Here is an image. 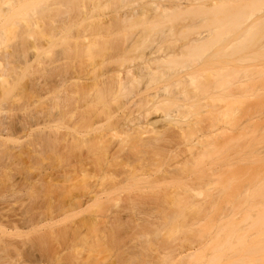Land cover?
Segmentation results:
<instances>
[{
  "label": "bare ground",
  "instance_id": "1",
  "mask_svg": "<svg viewBox=\"0 0 264 264\" xmlns=\"http://www.w3.org/2000/svg\"><path fill=\"white\" fill-rule=\"evenodd\" d=\"M1 1L4 3L3 6L6 5L3 8L0 2V8L2 7L0 17L4 19L0 22L4 25V28L3 25L0 27L1 41L4 40L1 37L5 36L2 30L8 28L9 25L6 28L5 25L9 20H15L17 24V18L25 17L26 19L33 15L35 18L36 16L41 18V14L46 18L45 13L49 14L50 11L55 10L57 13L52 14L53 18L61 12L63 15L59 21L63 18L71 20L73 26L74 22L77 24L82 16L92 14L93 9L98 7L95 4L97 0H90L92 6L85 0ZM120 1L122 0H104L103 3L106 2V6L116 12ZM157 1L159 0H149L148 3H144L146 5L143 8L141 0L140 15L136 13V9L132 11L134 12L132 15H130L131 11L129 15L127 13L125 16H123L124 13L120 15V18H124V22L125 19H130L128 23H124L125 25L121 24V28L146 24L145 30L141 29V32L128 31L124 34L123 30L125 32L126 30L121 29L122 34L119 36L117 31H114L115 33L112 31V35L108 31L110 35L105 33V38L103 34L97 36L99 32L88 33L84 30L85 33L81 31L75 37L72 36L74 34L68 38L66 35H64L65 38L62 36L61 50L58 53L55 51L56 56L53 54L55 58L52 60L53 97L51 96L50 105L47 104V107L50 106L48 107L50 111L44 105L40 111L37 110L38 108L35 109V114L27 115L29 114L27 111V116H23V113L17 114L21 108L24 110L29 107L25 105L27 102H22L24 103L22 106L17 94L16 99H14L15 94L14 97L12 95V102L7 97L9 92L16 88L12 85L17 84L15 81L19 73H16L15 79L13 78L14 83L9 85L12 69L9 68V59H16L13 54H16L17 50V54L20 51L19 49L4 51V47L0 48V203L2 204L0 206V264H40L38 261L42 260V257L37 259L40 254L36 252H38L41 238L48 236V233L45 236L41 234L43 235L41 237L37 230L41 221L52 217L53 214L50 216L49 213L53 212V208L47 214L49 217L45 216L44 219L37 213L39 211L35 213L38 207L34 208V212H31L32 205L28 207L29 209L24 208L27 210L18 208V200L23 198L19 196L23 193L21 192L22 183L18 180L21 183L19 194V188H15L19 185L17 180H12L14 179L12 175H6L12 170H7L9 169L6 164L8 158L18 161L17 157L23 154V150H27L24 153L30 150L32 153L38 152L40 157L42 154L40 152L44 150L41 146L45 148L44 152L47 148L50 150L47 152H50L51 156L47 152L46 156L53 160L52 170L47 172L50 173V177L44 173L38 176L40 179L43 176L50 178H45L48 181L45 182L42 178L41 181L36 179L38 181L36 183L41 184L42 180H44L43 184L49 183L47 184L49 191L47 187H44L45 190L47 189L45 192L49 194L44 195L42 188L37 192V185H34L36 183L33 179H30L32 183L29 187H33L31 189L36 187L35 194L37 192L38 196L40 192L47 196V200L43 202L42 199L41 202L43 204L48 201L46 205L50 208L53 206L51 196L54 190L61 195L59 198L65 194L63 199L60 198L62 201L60 199L58 201L57 194L54 192L52 201H57L54 202L55 212L53 213H59V215L65 212L72 214L75 211L97 213L96 211H119L140 207L158 210L162 213L161 229L165 228L169 231L166 239L163 238V242L159 241L160 248H163L161 246L163 245L169 249L168 247L173 245L171 242L174 239L173 235L179 231L184 239L190 241L193 239L201 241L209 236V242L203 246L202 251L187 253L188 255L184 256L185 259L181 255L183 260L175 261L178 264H264V175L261 176L255 171L257 167L260 168L257 165L264 164V158L261 157L262 155L264 157V151L256 150L255 152L253 149L254 155L259 156L261 153L258 157L251 152V145H246L250 146V154H247L248 147L246 151L241 149L249 143L246 140L248 139L246 131L248 135L252 134V130L259 126L257 124L252 130H247V125L245 126L257 112L249 111L251 114L245 112L246 114L242 116L246 115L249 121L244 122L245 117L241 116V120L239 117L237 119L236 103L230 104L227 108V99L237 100L249 90L252 91L249 87L250 83H247V79H252L251 75L256 73L264 78V70L253 72L242 68L227 71V59L236 57L247 49L258 48L249 55H240L237 58L238 61L264 59V0H205L206 2L165 0L170 4L162 3L164 0H160L161 3ZM145 10H149L148 13ZM137 11L140 12V10ZM118 14L121 13L118 12ZM184 16L195 21L188 28L192 31H173L176 21L179 22ZM76 18L79 20L77 21ZM118 18L115 17L112 21H110L112 18L107 19L108 25L110 22L113 24L115 21L116 23L121 21L120 19L117 22ZM49 19L52 18L49 17ZM167 23L170 24V28L167 27ZM113 25L111 27H114ZM163 25L166 28H163ZM118 32L120 33V30ZM91 33L94 34L90 35ZM103 42H108L109 44H106L109 46H102ZM98 44L100 48L97 47ZM93 47L98 49H92ZM217 58L223 59V63L218 64ZM15 59L11 61L15 62L12 65L17 68L18 61ZM234 78H237L236 82H233ZM243 80H246V84ZM243 82L244 84L241 85ZM231 83L235 89L230 85ZM236 84L241 85L243 89ZM11 86L12 90L9 91ZM245 88H248V92ZM235 92H239L242 96ZM7 104L11 106L8 108ZM8 110L16 111V114L13 113L12 116L7 117ZM261 114L260 116L263 117V112ZM256 115L259 114H255V121H252L260 123V120L264 118ZM256 118L259 120L256 121ZM241 125L246 128V131H242ZM227 126L238 130L241 128L246 138L239 135L241 131L238 135L246 141L239 136L232 137L234 129L227 130ZM248 127L251 128V126ZM261 129L258 131L261 132ZM228 131L232 133L227 134ZM254 133L256 134L257 131ZM27 135L33 136V139ZM24 136L31 139L23 138L26 144L21 139ZM228 136H231L230 139L233 141L227 140ZM253 137L251 139H254ZM241 140L244 143L240 145L238 142ZM240 151L243 152L242 154L247 152L248 158H244L246 154L244 157L240 154L244 163L240 162ZM32 155L38 156L37 153L28 154L29 162L35 160ZM227 158L235 159L233 169H236L232 170L235 174L243 173L242 165H235L238 162L252 165V167L255 164L257 167L252 169L250 166L247 171L245 166L244 173L248 174L250 171L251 175L240 178L232 175L231 170L227 169ZM15 164L19 165L16 162ZM250 169L254 172L251 173ZM260 170L258 172H264L263 169ZM238 178L241 184L238 183ZM7 181L8 183L16 182V184L9 183V189L6 188L10 191L13 185L16 189L12 188L10 194L7 191L8 196L5 193L6 190L2 191L5 189L3 187L8 185ZM40 187L41 185L38 186ZM26 189L28 191V186ZM29 191L34 199L43 197L36 198L33 190L31 192L29 188ZM16 195L17 197L13 199L12 197ZM49 195L51 196L48 200ZM123 197L126 199L123 200ZM31 198H29L30 201H32ZM56 215L54 214V219ZM186 217L187 219L192 217V221L189 219L188 223ZM223 217L225 219L219 223V218ZM91 218L95 219L92 216L86 220L95 225L97 217L93 221L90 220ZM202 220H208V223L197 229V223ZM194 224L196 228L192 227ZM155 232L157 231L154 230ZM44 240L42 244L45 243ZM151 243L152 241L150 246ZM40 251L43 252L42 248ZM174 251L176 258L174 256L173 258L179 259L177 255L181 252ZM48 255L43 256L42 261H46V257L52 259ZM58 255L52 260L58 262L60 258L57 257ZM170 258L172 257L169 259L166 257L167 261L161 257L162 260L160 259L159 262L169 264L172 262V260L169 262ZM73 259L76 258L73 257L71 260Z\"/></svg>",
  "mask_w": 264,
  "mask_h": 264
},
{
  "label": "rangeland",
  "instance_id": "2",
  "mask_svg": "<svg viewBox=\"0 0 264 264\" xmlns=\"http://www.w3.org/2000/svg\"><path fill=\"white\" fill-rule=\"evenodd\" d=\"M85 1L86 2L89 1L87 3L90 6H92V4H91L92 0L91 1L90 0H85ZM97 1H96L95 4L98 5V7L93 9L92 14L88 13V14H90L89 16H88V14L84 15V17L82 16L81 17L82 19L80 18L81 21H78L79 19H77V18H79V17L76 18L77 21H78L77 24L80 23L79 25H77L74 22V25L72 26L71 25V23H72L71 20H64V18L62 19V21L60 19V21H61L60 22L59 18L62 17V15H63V14H61V12H60V14L57 15V17L55 15L54 18H53L52 14L57 13L55 10L52 11V12L50 11L49 12V14L51 13L50 15L48 13H45V14H47V16L49 15V17H51L54 21H52V19H49V17H47V16H46V18H45V16L43 17V14H41L42 15L41 18H39L40 16H36L37 18H35V15L29 16L28 18L26 17V19H25V17L24 18H17V24H15V22H16L15 20L14 21H10L9 20L8 24H6L7 22H5V24H6L5 28L7 27V25H9V26L5 30H2V31H4L3 34L5 33L4 34L5 36H3L4 38L1 37V39L2 40L4 39V40L3 41L0 40L2 42L1 45H0V48L4 47V51L17 50V49H19V51H20V52H18V54H17L18 50L16 51V54L13 51L11 52L12 54L14 53L13 54L14 56H16V59L15 58L14 59L16 61H18V63L16 62L17 68H15L12 65L15 62L11 61V59L12 60H14V59L13 58L9 59V64L10 65L9 64L8 65H9V68L10 69L12 68V69L11 70L8 69V71L10 70V73H11V76H9V75L8 76H9V79L11 80V83L10 84L7 83V84H9V85L13 84L14 83L13 80L15 79L14 77H15L16 73H18V72L19 73L17 74V80L15 81L17 84H13L12 85V86H15L16 88L12 90L11 89L12 86H11L9 88L10 89L9 91H11V90L12 91L9 92V94L7 93L8 94L7 97H9L8 100L11 101V100H13L11 98L12 95L14 97V94H15V98L14 99H16V94H17V97H20V101H21L22 106L24 104L22 102L29 103V105L27 103H25L26 107L29 106L28 108H26L24 110H22V108H21V111H19V112L17 111L18 115H22L21 113H23V116H27V115H30V114L32 115L33 113L34 114L36 113L35 109L38 108L37 110L40 111L41 110L40 108L42 106L45 105V107H47V104L50 105V103H49V102H51L50 99L53 97V94H52V92H53L52 91L53 90V86H52L53 85V82H52V78H53L52 76L53 75L52 74L53 73L51 71L52 60H53V58H55V57H53V54H55L56 52L58 53L61 50L62 42L60 43V40H61L62 36H63V38H65L64 35H66L67 36L66 38H68V36L71 37V35L74 34L72 36L75 37V36L79 35L81 31L84 32V30H85L88 33H90V32H94V33L99 32V33H97V36H101L103 34L102 36L106 38L105 33H108V31H110V34H111L112 31L113 32L117 31L116 33L119 36H121V34H122L121 29L122 30L123 29L126 30V32L123 30L124 34L128 33V31H130L132 33L133 32L135 33V31H137V30H139V31L141 29L145 30L144 27H145L146 24L145 25H141V24L137 25V24H135V25H137L136 27H130L129 28V26L128 27L124 26L125 28H121L122 27L121 24L125 25L126 23H128L130 21V19L129 20L125 19V22H124L123 21L124 18H120V15H122L123 13H124L123 16H125V13H127V15H129L128 13H130V11H131L130 15H132V13H134L132 11L135 10V9H136V13L140 15L141 11H142L141 10V6H142L141 0L140 1L139 0H136V1L135 0L134 1L122 0V1H120V3H118L120 5H119V9H117L118 11H116V12L111 10L112 8L110 9V7L106 6V2H105V4L103 3L104 0H99L98 1L99 3H97ZM137 1H139L140 3L139 2L137 3ZM142 1H143L142 3H143V8H144L145 5H146L144 3H148L149 0H146V2L144 0H142ZM152 1H154V0H152ZM161 1L159 0L157 2L161 3ZM169 1H171V0H169ZM181 1H183V0H181ZM203 1L206 2L208 0H206V1L203 0ZM0 2H2V1L0 0ZM162 3L170 4L169 2H166L165 0ZM3 4L4 3L2 2L1 6H3ZM5 6H3V8ZM137 10H140V12H138ZM148 11L149 10H147L146 12L148 13ZM89 12H91V11L89 10ZM118 12L121 13V14H118ZM114 13H116V14H114ZM136 13H135V15H137ZM116 15H119V16H116ZM147 15L150 16L149 14H146V16ZM115 17H119L117 22L120 19H121V21H119L118 23H116V21L115 22L113 21L114 23H116L115 25H113L114 23L111 24V22L108 25V21L111 18L112 19L110 21H112L113 18H115ZM135 17L140 18L138 16H135ZM1 18H2V20H1ZM181 18H182V20H179V22L176 21V24H174V27H173L174 30H173V28H171V30H173V31L186 30L188 32L192 31L191 29L188 30V28H189V26L193 25L195 21L194 20L192 21V19L191 20L188 19L189 18L188 16H184V17H181ZM184 18H186V19H184ZM73 19H75V18H73ZM107 19H109V20H107ZM101 20H103V21L100 24ZM105 20H107V21H105ZM2 21H4V19H3V17H0V22H2ZM63 21H64V23H63ZM122 21H123V23H121ZM12 24H13V26H12ZM1 25H3V24H0V27H1ZM10 25H11V27H10ZM111 25H113L114 27H111ZM166 25L168 27L170 24L168 25V23H167ZM172 26L173 25H171V27ZM2 27L4 28V25ZM163 28H166V27H164V25H163ZM169 28H170V26H169ZM119 30H120V33L118 32ZM143 32H145V31H143ZM146 32H148V30ZM183 32L185 33V31H183ZM93 34L91 33L90 35H93ZM108 34H106V35H108ZM72 40H73V38H72ZM106 43H108V42H103V44H101V45L102 46H104V45L105 46H109ZM79 46L82 47L80 44H79ZM97 47H99V44H98ZM97 47H93L92 49H95V48L98 49ZM257 49H258L257 47L255 49H251V50L247 49V50L243 51L242 53H240L239 55H237L236 57L228 58L227 59V71L228 72L234 71V70L236 71V70L242 69V68H246L247 70L253 71V72L264 70V59L255 60V61H241V62L237 60V58H239L240 55H249L252 52H254V50L256 51ZM19 55H20V58H19ZM54 56H56V54ZM18 58H19V60H18ZM222 60L223 59L217 58L216 61H217L218 64H222L223 63ZM10 62H12V63H10ZM13 71H15V73ZM10 73H8V74H10ZM250 77H252V79H250V80L247 79L249 81V82L247 81V83H250L249 87H251L252 91L249 90V92H248L247 91L248 88L247 89L245 88L246 92H248V93H246L242 98L237 99V100L227 99V108L229 107L230 104L236 103L235 105L237 106L236 107L237 109L235 111H236V114H237L236 115L237 119H238V117L240 119L241 116L245 112H247L249 114H251L249 111L257 112V113L253 114L254 117L252 118V120L255 121V114H259V115H256V116H260L261 112H263V117L260 116V118H264V80H263L264 78L260 77L256 73L254 75H251ZM245 78H247V77H245ZM241 79H244V77H241ZM7 80H8V78H7ZM236 81H237V78H234L233 82H236ZM243 81H245V84H246V80H243ZM243 84H244V82L241 85H243ZM9 85H7V87ZM230 85H232L233 88L235 89L233 83H231ZM236 85H238V84H236ZM241 85H238V86L242 87ZM247 87H248V85H247ZM242 89H243V87H242ZM235 93H237V92H235ZM252 93H253V95H252ZM242 94H244V93H242ZM237 95H240L239 92L237 93ZM241 96L242 95H240V97ZM7 103L9 104V102H7ZM8 104H7V107L9 108V106H11V104L10 105H8ZM48 107L50 108V106H48ZM48 107H47V109L50 111V109ZM24 108H25V106H24ZM47 109H45V110H47ZM9 110H8V113L6 112L7 117L12 116V114L16 112V111H13V110H11V111H9ZM29 110L31 111V113H30ZM48 110H47V112H48ZM26 111L29 114H27ZM242 117L243 118L245 117L244 120L247 118L246 115L242 116ZM45 118H47V117H45ZM248 118H249V116H248ZM240 120H238V122ZM252 120L250 118V123L247 122V121H249V119L248 120L246 119L244 121V122L248 123V124L244 123L245 126L247 125L246 126L247 130H249V129L252 130L257 124H259V126L257 125L256 128L259 127L261 129V126H262L261 132L258 131V130H260L259 128L257 130H256V128H254L255 130H252V134H249L250 135L249 136L247 131H246V128L242 127V125H241L240 127L243 128L242 131H246L247 138L250 139L249 141H248V139H246L247 142H249L250 144L249 143L245 144V146L243 144L244 147H242L241 149L242 150L244 149L246 151L247 150L246 148L248 147L246 145H251V147L250 146L249 147H250L252 153L254 152L253 149L255 150V152H256V150L257 151H259V150L264 151V149H263L264 148V133H262V131L264 130V127H263V125H264L263 120L264 119L263 120L261 119L263 123L260 120V123H262L261 125H260V123L258 121L259 119L257 120V118H256V121H258L257 123L253 122ZM251 121L253 122V124H252V125H254L253 127L251 125V123H252ZM241 122L243 123V121H241ZM232 126H234V125H232ZM248 126H251V128L248 127ZM41 127H43V126H41ZM229 128L232 129V130L234 129L233 127L232 128L228 127L227 130H229ZM235 128H237L236 125H235ZM241 128L239 130L238 129H234L233 132L235 134L233 133L231 136L232 137L235 136L236 138H238L237 136L242 135L241 137H245L246 135L243 136ZM237 130H238V132H237ZM240 131H241V134H239ZM250 131H248V132H250ZM256 131H257V133L255 134L254 132H256ZM229 132L230 131H228L227 134H229ZM231 133H232V131L230 132V134ZM253 133L255 135H253ZM27 136H30V135H27ZM231 136H228L227 140H229ZM25 137L26 136L22 137L21 139H23V138L27 139V137L26 138ZM252 137L254 139L257 137L258 139L257 138L255 140L251 139ZM30 138L33 139V136L32 137L30 136ZM24 139L22 140L23 142H25ZM27 140H31V139H27ZM230 140H232V139H230ZM242 140L240 142H238V144L241 145L242 143H244L243 141H246L245 139L243 141ZM23 142H22V144H23ZM10 143H12V142H10ZM25 144H26V142H25ZM25 144H23V145H25ZM10 145H12V144H10ZM45 146L48 147L47 145H45ZM249 147H248V150H247L248 152L250 150ZM41 149L45 150V148H43V146H41ZM29 150H30V147H29L28 151ZM44 150H43V152H40L42 154L39 153L41 155L40 157L38 155V152H33V153H37L38 156L36 155L37 157H34L32 155L35 160H33L31 162H29V157L27 156L28 154L29 155L33 154L31 152V150L29 152H25V153H24V151H27V150H23V152H22L23 154H21V155H19L17 157V158H19V159H17L18 161H16V160L14 161L13 159H11V157L8 158V160H7L8 162H6V159H5L7 167H9V169H7V170L12 169V170H10L11 174L10 173H6V175L7 174L12 175L11 177L14 178V179H12L11 177L8 178L9 175H8L7 178L8 179H12V180H17L19 185H17L15 188H19V194L21 192H23L22 194L19 195V196L23 197L22 199L18 200V203L20 205L19 204H17V205L19 207L16 206V205H14V207H18V208L22 207L23 209H21V210H27V209H24V208H26V207L28 208V207H30L32 205L30 208H31V210L33 209V211L29 210L31 212H34V208L38 207L37 210L35 209L36 210L35 213L37 211H39L37 213L41 214L40 216H41L42 219H44L45 216H46V218L49 217L47 214H48L49 210L50 211L52 210V208H53V212H55L54 211L55 210L54 209V207H55L54 204L57 201V200L52 201L54 199V195L53 194H54V192L56 193V191L54 190L53 194L51 193L52 196L49 195V197H48V200H49L50 196H51V198H52L51 203L53 204V206L51 208L48 207L46 205V202H48V201L43 203L44 204L43 205L41 200L43 199L42 200L43 202L45 200H47V196H48L47 194H49V193L45 192V191L49 188V186L47 187V184L49 185V183L43 184L44 180H42L41 184L40 183H36V182H38V181H36V179L37 180L40 179V178H38L39 175L41 176L44 173L45 175L48 174L47 176H49L50 173H47V172H48V170H50V171L52 170L51 168H52V161L53 160H51L52 159L51 157L49 158V156H51V154H50V152H47V150H48V148H47L46 152H47V154L49 153L50 155L48 154L49 156L48 155L46 156V152H44ZM239 150H240V146H239ZM48 151H50V150H48ZM251 152H249V153L246 152V153L250 154ZM255 152L253 153V155L255 154ZM26 153H28V154H26ZM242 153L243 152L239 153V155L242 154ZM246 153L244 152V154H246ZM244 154H242L243 157H244ZM247 154H246V157H244V158H248ZM43 155H45V157H43ZM242 155H240V158H241L240 162L244 163L245 161H242V157H241ZM256 155H254V156H256ZM260 155H261V153H260ZM249 156H251V155H249ZM31 157H30V160H32ZM261 157L264 158L263 155ZM15 162L17 164H19V165H16ZM234 162H235V159L227 158V169L229 171L231 170V174L232 175H237V177H240V178L241 177L245 178L248 175H251L249 173L250 171L248 172V174L244 173V171L249 169L250 166H251L252 169H255V166H256L255 164L253 165L254 167H252V165L248 166L249 164L244 165V164H239V162L235 163V165H240V166L242 165V168H243V170H242L243 173L237 172V174H235V173L232 172V170L236 169V168L233 169ZM8 163H9V165H8ZM263 163H264V161H263ZM263 165H257V166H260V168L257 167V166L256 167L258 168V170L259 169H261V170L263 169L264 170ZM261 166L263 168H261ZM244 167L246 168L245 170H244ZM257 168H256L255 171L257 173H260L261 176H263L264 172L262 171L263 174H262V172H258ZM44 169H45V171L47 170L46 173H45ZM252 169H250V170H252ZM17 170L20 171L21 175L19 174V171H17ZM7 172H9V171H7ZM252 172H254V171L252 170L251 173ZM227 175H229L228 171H227ZM42 178L43 179H45V178L50 179V178H48L46 176L45 177L43 176ZM20 179H22V180H20ZM30 179H33L35 181L36 184H34V185L35 186L37 185V192H38V189L41 191V188H42L43 189L42 193H45L44 195H47V196H44L43 194H41L40 191H39L40 192L39 196H38L37 192L35 194V191H36L35 188L36 187H34L35 190L31 189L33 187H29V185H31V183H32L31 182L32 180H30ZM41 179L39 181H41ZM47 179H45V182L48 181ZM18 180L21 181L22 184ZM28 180H30V182ZM34 181H33V183H34ZM238 181L237 182L239 184L242 183V182H240L239 178H238ZM241 181H242V179H241ZM13 182H15V181H12V182H9V183L12 184ZM9 183L7 181L8 185L3 187L5 189H2V191H4V192L6 190L5 193L7 194V196L10 193H12L11 190L14 187L13 185H11L12 186V188L10 187V191L11 192L9 190H7V189H9L8 186H10ZM15 184H16V182H15ZM20 184L22 185L21 186L22 188L19 187ZM34 185H32V186H34ZM40 185H41V187L38 188V186H40ZM27 186H28V191H26L27 190L26 189ZM44 187H47V189L45 190ZM20 188L23 189L21 192H20ZM29 188H30L31 192L33 190L34 195L36 196V198L37 197L39 198L40 196H43V197L42 198L40 197L41 199L40 198L39 199H34L33 196H32L33 194L30 193V191H29ZM14 190H16V189H14ZM50 190L53 191L52 189H50ZM7 191H8L9 194L7 193ZM47 191H49V189ZM13 192H15V191H13ZM27 193H28V195H26ZM29 193L32 194L31 195L32 198H31ZM17 195H18V192H17ZM17 195L12 197V198L13 199L16 198ZM59 195L60 194L56 195L57 196L56 199H58V201L61 198V197L59 198ZM64 195L65 194L62 195L61 199H63ZM21 197H19V198H21ZM28 197L31 198L32 201H30V199ZM12 198H11V200L13 201ZM124 199H126V197H123V200ZM11 200H9V201H11ZM20 200H21V203H20ZM35 200H36V202H35ZM37 202H39V203H37ZM14 204H16V203H14ZM33 204H34V206L37 204L36 207H34ZM1 205L2 204L0 203V206ZM47 207L49 209H47ZM147 209L148 208L145 209L143 207H140V208H135V209H133V208L132 209H130V208L129 209H123V210L121 209L119 211L118 210L117 211L103 210V211H99V212L96 211L97 213H95V211H94V213H93V211L92 212H84V211H82V212L78 211L77 212V211H75V213H72L71 211H69L72 214L65 212L64 213L65 216H64L63 213H60L62 215L61 216V215H59V213H53L51 211L49 213V215L53 214L52 217L51 218H47V220L44 219V221H41L42 223L40 222L41 224L39 226V229L37 230L41 237H43V235L45 236V234L47 235V233H48V236H45V237L41 238L42 240L45 239L44 240V242H45L44 244L45 245L42 244L43 241L39 237V239L41 240V243H39V240H38L39 247H38V252H36V253L40 254V256L38 254H36V255L39 256V258L37 257V259H40L42 257V260H43V256L45 257V255L47 256L51 252L50 254L51 255L54 254V256H50V254H49L48 255L49 258L51 257L52 259H54L53 257H55L56 255L59 254L57 257H60V258H58L60 261L58 260V262H57L55 260L56 261L55 262L54 260L48 259V257H46L47 258L46 261L45 260L44 261L40 260V261H38V263H40V264H49V262H50V264H51V262L53 261V264H55V263L56 264L57 263L58 264H60V263L61 264H70V262H71V264H75V263H77V264H80V263L81 264H142V262H143V264L145 262H146L145 264H160L159 261H160L161 257H164L165 259H166V257H168V259H169V257L173 258V256H174L173 253L175 252L174 250H176V251L181 252V253H179L180 255L178 254V252L176 253V254L179 255V256L177 255V258H179V259H175L176 258V255H175L174 256L175 258H173L174 261H173L172 258H170L169 262L172 260V262H171L172 264H178V262H175V261L182 259V256L184 257L185 255H188L187 253L190 254L191 252H194V251H197V250L198 251L199 250L202 251L203 246L206 245L209 242V236H207L206 238L202 239L201 241H199L198 239H193L192 241L186 240V239L183 238V235L179 231V232H177V233H175L173 235L174 237H172V238H174V239H173V241L171 240L173 245L171 243L170 245H172V246L169 245L170 246V247H168L169 249H167L163 245H161L163 248H160L159 243L163 242L162 241L163 238H164V240L166 239V237L169 235V231H167V229H165V228L161 229V227H162V225H161V223H162V219H161L162 213H159L158 210L154 211L153 209H151V210H153V211H151V210H147ZM92 210H94V209H92ZM210 213L212 214V212H210ZM54 214L55 215L58 214L59 216L56 215L55 216L56 218L54 219ZM211 214H208V215H211ZM226 214H227V211H226ZM66 215H68V216L66 217ZM190 215H192V214H189V216ZM92 216L95 217V219L97 217V219H96L97 222L95 221L96 222L95 225H92L94 223L90 224V222H88L86 220V218L88 219V218H90ZM188 217H186V219ZM192 217H193V215H192ZM52 218H53L54 221L52 220ZM191 218H189V219L191 220ZM50 219L52 220V222H51ZM95 219L93 218V220H95ZM189 219H187L186 221L187 222L190 221ZM224 219H225V217L219 218L218 222L220 223V221H222ZM90 220L93 221L92 218ZM207 221L208 220L199 221V223H197V227H198L197 229L201 228V226L203 227L204 225H206L208 223ZM218 222L216 221V225H217ZM69 225H71V226L69 227ZM76 225H77V227H76ZM73 226H75V227H73ZM156 227H157V229H155ZM192 227L196 228V224L192 225ZM60 230H62V231H60ZM154 230H156L157 232L154 233ZM52 232H54V233L52 234ZM41 234H43V235H41ZM142 234H144V235H142ZM146 234H148V235H146ZM146 237H148V238H146ZM147 239H149V240H147ZM150 241H152L151 246H150ZM159 241H161V242H159ZM41 248H42L43 252L40 251ZM169 252H172V253L170 254ZM43 253H45V254H43ZM42 254H43V256H42ZM168 254L169 255L173 254V255L169 256ZM180 256H181V258H180ZM73 257H75L76 259L71 260ZM24 258H25V256H24ZM24 258H22V259H24ZM26 259H27V256H26ZM183 259H185V257ZM68 261H70V262L67 263ZM171 263H169V264H171ZM166 264H168V262H166ZM179 264H181V263H179Z\"/></svg>",
  "mask_w": 264,
  "mask_h": 264
}]
</instances>
